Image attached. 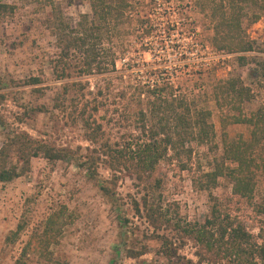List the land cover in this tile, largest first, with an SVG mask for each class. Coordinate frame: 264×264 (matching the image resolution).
Instances as JSON below:
<instances>
[{
  "label": "rangeland",
  "instance_id": "rangeland-1",
  "mask_svg": "<svg viewBox=\"0 0 264 264\" xmlns=\"http://www.w3.org/2000/svg\"><path fill=\"white\" fill-rule=\"evenodd\" d=\"M0 2L14 7L13 12L0 16V116L6 123L5 129L0 127V148L8 135L20 130L75 152L73 158L56 163L33 158L28 173L0 183V264H16L30 235L62 206L72 214L73 223L53 247L52 264H169L162 253L164 242L154 237L147 220L135 211V203L143 210L147 198L183 223L201 224L217 207L243 224L260 243L264 241V140L258 150L261 169L252 201L235 195L229 178L220 179L210 192L199 187L227 143L251 138V127L233 123L227 115L234 112L217 106L215 85L240 78L253 96L245 113L251 116L264 107V17L255 24L244 20L254 50L232 54L212 45V23L194 0H132L131 17L120 26L114 43L115 69L80 76L77 57L78 71L73 69L67 80L58 81L53 71L60 53L50 25L53 11L76 25L82 15L91 14L89 1ZM175 21L178 28L173 26ZM149 23L154 24L153 34L145 38L141 28ZM169 26L171 37L157 33ZM111 54L106 51L104 62H110ZM240 58H246V63ZM32 78L41 82L26 85ZM158 85L164 93L173 86L175 94L186 98L192 108L194 102L196 108L211 112L212 145L194 146L192 159H184L185 169L176 160H162L152 171H142L136 161L112 170L109 154L129 144L134 152L146 142L164 149L160 145L163 137L152 140L150 133L145 134L141 118V112L149 115L148 96ZM140 92L145 93L141 96ZM41 108L46 111L38 113ZM165 117L169 119L168 114ZM93 120L102 125L95 135L96 145ZM87 121L90 129L85 127ZM157 122L147 120L145 131L159 128ZM89 159L98 168L94 179L82 167ZM102 185L115 199L101 190ZM21 222L27 225L25 231L15 244H8L7 237ZM164 234L175 242L181 256L195 259L191 243L181 245L173 231ZM27 264L48 263L31 258Z\"/></svg>",
  "mask_w": 264,
  "mask_h": 264
},
{
  "label": "trees",
  "instance_id": "trees-1",
  "mask_svg": "<svg viewBox=\"0 0 264 264\" xmlns=\"http://www.w3.org/2000/svg\"><path fill=\"white\" fill-rule=\"evenodd\" d=\"M88 1L91 14L82 15L76 25L69 23L62 14L53 11L50 25L60 50L58 58L53 62V71L58 81L67 80L70 71L77 70L78 65L75 63L77 57L80 61L78 68L80 76L104 74L111 68L115 69L118 54L114 43L119 38L120 26L131 17L132 0ZM194 1L212 23L211 43L216 49L232 54L254 50L255 43L245 34L244 20L250 19L251 24L260 21L264 17V0ZM13 10V6L0 2V16ZM146 17L151 21L150 15L147 14ZM153 25L149 23V28H141L145 38L152 36ZM173 26L178 28V22L175 21ZM157 33L168 34L170 37L172 35L170 26ZM106 51L112 53L110 62H104ZM240 59L243 64L246 63V58ZM40 82V79L32 78L25 84L37 85ZM169 89L168 93H164L162 87L158 85L149 90L151 93V96H148L149 115L141 112L142 122H145L143 131L145 134L150 133L152 140L162 136L160 145L164 149L161 151L156 143L146 142L134 152L129 144L127 149L109 154L112 159L109 166L112 170H119L121 165H126V162L136 161L142 171H152L162 160H176L185 169L187 165L184 164V159L189 161L192 159L194 146L212 145L215 130L211 122V112L196 108L194 102L191 103L194 106L192 108L186 98L175 94L173 86H169ZM144 93L140 92V95L143 96ZM213 93L215 102L221 110L227 108L229 112H234L233 116L227 115L233 123L251 127V138L234 140L225 145L223 156L216 159L212 171L205 174L204 180L200 182V190L210 192L218 185L220 179L229 178L233 185V193L252 201L258 187L261 169L258 150L264 140V107L251 116L245 113L244 107L252 101L253 96L240 78L218 82ZM93 109L95 112L99 111L97 106ZM37 111L44 113L46 110L41 108ZM166 114L169 115V119L165 117ZM150 118L158 120L159 128L145 131V124ZM85 123V127L90 129L91 124L88 121ZM93 125V143L96 145L98 139L95 135L102 130V125L97 124L95 120ZM0 127L6 128L2 116H0ZM169 151L173 156L168 157ZM74 155L75 152L71 149L38 141L24 131L15 130L7 136L6 142L0 148V183L11 182L28 173L33 158L44 157L56 163L73 158ZM86 162L82 167L93 179L98 177L96 161L89 159ZM101 190L111 199H115L108 187L102 185ZM143 201V210L136 202L135 211L138 216L147 220L153 229L154 237L164 242L162 253L169 264H264V241L260 243L243 224L237 223L227 214H222L217 207H213L209 217L201 224L183 223L175 217H170L167 210L163 211L161 204L154 205L148 201V198ZM70 223H73V216L66 206L53 212L42 228L30 235L16 264H27L31 258H37L48 264L54 263L52 249L59 245L64 229ZM26 227V223L21 222L17 229L9 234L6 242L15 244ZM170 231L178 235L177 239L181 245L192 244L196 249L195 259L181 256L176 251L175 242L170 241L164 234ZM161 232L164 235L160 234Z\"/></svg>",
  "mask_w": 264,
  "mask_h": 264
}]
</instances>
